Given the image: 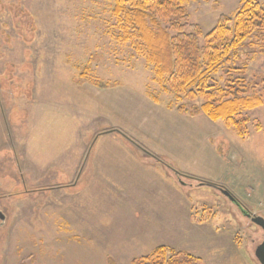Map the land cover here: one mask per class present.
<instances>
[{"label":"rangeland","instance_id":"1","mask_svg":"<svg viewBox=\"0 0 264 264\" xmlns=\"http://www.w3.org/2000/svg\"><path fill=\"white\" fill-rule=\"evenodd\" d=\"M115 4L0 0V264H134L159 247L195 264H259L264 231L199 183L264 218V30L208 81L237 78L262 100L239 131L209 119L203 99L176 98L125 40ZM242 4L195 0L201 45ZM126 160L127 175L112 168Z\"/></svg>","mask_w":264,"mask_h":264},{"label":"trees","instance_id":"2","mask_svg":"<svg viewBox=\"0 0 264 264\" xmlns=\"http://www.w3.org/2000/svg\"><path fill=\"white\" fill-rule=\"evenodd\" d=\"M115 1L114 16L125 40L136 39L138 49L155 65L158 75L170 76L168 85L176 98L203 99L201 111L209 119L222 120L228 127L241 131L237 117L242 111L262 106V100L247 97L237 78L230 77L225 88L209 86L208 81L229 54L254 32L264 30V6L254 0H242V8L232 18L221 16L218 25L205 36V45H201V29L190 23L188 13L195 0ZM133 263L195 264L196 261L187 253L159 247Z\"/></svg>","mask_w":264,"mask_h":264},{"label":"water","instance_id":"3","mask_svg":"<svg viewBox=\"0 0 264 264\" xmlns=\"http://www.w3.org/2000/svg\"><path fill=\"white\" fill-rule=\"evenodd\" d=\"M177 174V172H176ZM207 186L217 189L219 192H221L226 198H228L231 202H233L236 206L242 207V203L226 188L222 186H218L212 183H206V182H200L199 187ZM243 214L246 215L245 211H242ZM252 214H247V217L251 219V222L261 228L264 231V218L261 216H256ZM0 218L4 220V217L0 215ZM255 257L258 260L259 264H264V241L257 246L255 250Z\"/></svg>","mask_w":264,"mask_h":264},{"label":"crops","instance_id":"4","mask_svg":"<svg viewBox=\"0 0 264 264\" xmlns=\"http://www.w3.org/2000/svg\"><path fill=\"white\" fill-rule=\"evenodd\" d=\"M111 158H113V157H111ZM119 158V157H118ZM128 159V158H127ZM114 164L115 165H117L118 166V171L122 174L123 173V175L125 174V175H127V173H128V169H129V165H130V162H129V160H126V161H123V162H118V164L117 163H113V165H112V168L114 169ZM130 178H132L133 179V181H135L136 180V175H135V173L130 177ZM116 183H118V182H116ZM118 184H120V183H118ZM140 184V183H139Z\"/></svg>","mask_w":264,"mask_h":264},{"label":"flooded vegetation","instance_id":"5","mask_svg":"<svg viewBox=\"0 0 264 264\" xmlns=\"http://www.w3.org/2000/svg\"><path fill=\"white\" fill-rule=\"evenodd\" d=\"M238 209L240 210V212H241L242 214H243L242 211H245V212H246V215H245V214H244V215H245L246 217H247V214H251L250 212H248V210H247L243 205H242V207H239ZM247 218H248V217H247Z\"/></svg>","mask_w":264,"mask_h":264}]
</instances>
